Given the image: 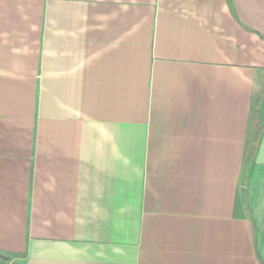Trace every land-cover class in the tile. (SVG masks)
Instances as JSON below:
<instances>
[{
  "label": "crops",
  "instance_id": "obj_1",
  "mask_svg": "<svg viewBox=\"0 0 264 264\" xmlns=\"http://www.w3.org/2000/svg\"><path fill=\"white\" fill-rule=\"evenodd\" d=\"M0 255L264 264V0H0Z\"/></svg>",
  "mask_w": 264,
  "mask_h": 264
},
{
  "label": "rangeland",
  "instance_id": "obj_2",
  "mask_svg": "<svg viewBox=\"0 0 264 264\" xmlns=\"http://www.w3.org/2000/svg\"><path fill=\"white\" fill-rule=\"evenodd\" d=\"M0 264H14L12 258L0 255Z\"/></svg>",
  "mask_w": 264,
  "mask_h": 264
}]
</instances>
